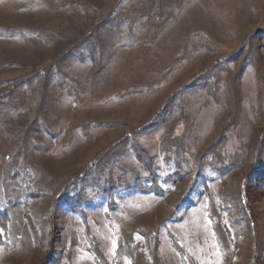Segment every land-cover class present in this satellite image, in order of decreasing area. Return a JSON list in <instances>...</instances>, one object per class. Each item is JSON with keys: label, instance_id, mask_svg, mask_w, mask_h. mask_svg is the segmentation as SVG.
Listing matches in <instances>:
<instances>
[{"label": "rangeland", "instance_id": "obj_1", "mask_svg": "<svg viewBox=\"0 0 264 264\" xmlns=\"http://www.w3.org/2000/svg\"><path fill=\"white\" fill-rule=\"evenodd\" d=\"M0 206V264H264V0H0Z\"/></svg>", "mask_w": 264, "mask_h": 264}, {"label": "trees", "instance_id": "obj_2", "mask_svg": "<svg viewBox=\"0 0 264 264\" xmlns=\"http://www.w3.org/2000/svg\"><path fill=\"white\" fill-rule=\"evenodd\" d=\"M140 157V156H139ZM150 168V166H148ZM179 169L181 170V164H179ZM151 169V168H150ZM152 171V170H151ZM79 180V179H78ZM155 191L158 192V188H152ZM150 188V190H152ZM139 190L141 191H148V189L140 188ZM72 204H74L73 201L70 200ZM10 224H11V219L8 213L4 212L2 207L0 206V245H4L6 242H8L9 239V231H10ZM121 244V243H120ZM119 247H122V244L119 245Z\"/></svg>", "mask_w": 264, "mask_h": 264}]
</instances>
